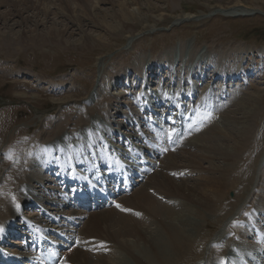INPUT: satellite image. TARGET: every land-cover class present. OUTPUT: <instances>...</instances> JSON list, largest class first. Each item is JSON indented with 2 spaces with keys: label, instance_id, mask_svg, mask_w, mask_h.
<instances>
[{
  "label": "rangeland",
  "instance_id": "1",
  "mask_svg": "<svg viewBox=\"0 0 264 264\" xmlns=\"http://www.w3.org/2000/svg\"><path fill=\"white\" fill-rule=\"evenodd\" d=\"M70 1L72 2V6H76L78 2L80 3V1L76 0ZM92 1L88 0L86 5L87 3L89 5L93 4ZM242 1L245 5L239 7L238 5H234L233 0H150L149 5H147V1H140L137 5H134L135 9H133L132 6L128 8L125 0H107V3L97 5L99 9H96V15L98 17H104V13L102 12H110L112 14L116 11V15L118 16V9L120 8L118 5L126 7L127 13L118 17V22L109 19L110 25L113 26L112 29H108L109 31L101 28L99 23L96 25L97 21L95 19H93V24L90 22V26L82 19L84 24L88 25L84 28L86 35H89L91 39L102 36L101 38L106 40L104 44L98 45V47L86 45L87 43H84V34L75 32L74 30L76 28H72L65 35L64 41L58 43L51 42L50 40L45 41L44 39V42L42 41L43 44H41L42 42L31 37H35V35H39L41 32L42 34H46L53 27L61 30L66 29V27H71V24L66 18H64L65 20L62 18L64 21H61V19L54 17L55 15L53 14L58 12V8L65 7L66 0H63V2L62 0H47L53 13L47 15L48 22L43 26H39L37 28L38 32H35L36 34L32 33L34 22L31 23L28 17V15L31 16V12L23 11L19 16L15 14L16 16L10 20L7 14L12 13V7L2 5L0 7V193L6 189L9 192L11 191L10 187H7V182L12 181L13 178L11 176L16 170L21 169L19 167L20 165L23 166L22 169L24 172L29 173L32 166L37 169V161L39 163L38 169H40L41 160L39 156L41 153L38 155L37 152L42 150V146H46L44 143L51 141L54 143V138L59 128H65V131H69L68 134H70V132L77 131L78 124H83L82 121H87L88 123L86 119H89V125L94 128L95 132L97 130L96 128L98 127L100 129L101 126L100 130L105 134L104 124L109 123L111 126L109 128H119L116 123L118 121L124 122L125 117L123 115L132 113L133 109L137 110L135 112L139 111L144 115L148 101L145 104L142 102L144 86L140 88L137 85V82H140L139 80H142V77L134 75V65L138 62V59L140 60L143 57L142 60L147 61V66L148 64H152L159 68L155 72V75H153L154 83L151 85L152 89L158 88L161 83L165 84V90L171 91L181 85L179 80L186 81L188 79V73H191V75L194 74L193 71L195 69L197 70V68L198 70L196 72H200L202 65L205 63L201 57L203 58L213 53L216 57V64H214L216 69L222 62L217 63L218 59L227 56L230 62L222 64V67L229 69L237 62L235 66H238V68L242 67L243 69H241L245 71L243 72L246 75L243 76V81L238 79L237 82H229L226 85L224 84L225 81L222 82L221 80L213 84V75L210 77L212 74L210 72L212 71H209L205 75L207 76V83L203 84L199 88V92L195 94L197 98L200 99L203 96L202 92L205 91L206 86L213 84V90L215 93L219 92L218 94L221 96V98L217 97L218 100H216L215 106L217 105L216 107L222 108L228 103L235 101L232 105L228 104V111L231 112L237 108L235 104L236 97L234 98L233 94L235 91H237V95L239 92H242L243 96H247L250 99L261 97V100L257 104L259 108L258 116L251 123L252 140L248 142V149L245 155H242L235 163L236 171L232 172L229 178L231 183L238 181L237 184L241 182L243 184L230 189L227 192V196L225 195L227 201L224 200L218 207L219 209H224L220 211L221 213L219 212L220 216H224L228 212L234 214L229 222L234 227L235 234L229 231V234L224 237V243L228 244L229 241L242 242L249 244L248 247L250 249L257 245V247H263V241L250 228L240 225L241 216H236L244 212L249 214L250 218L254 217L259 221V216L264 214L263 211L254 212L252 210V208H255L256 200L264 207V202H262L264 201V198L262 199L263 194L260 195L264 192V0ZM60 2L63 3L62 6ZM83 4L84 0L82 6ZM57 5L60 6L58 7ZM56 7L58 8L56 9ZM75 10H78L77 13H80L81 8L77 7ZM13 13H16V11L13 10ZM160 16L163 17L161 22L157 21ZM38 17L42 20L45 18V14L41 12V16L39 14ZM15 21H19L21 24L13 26ZM123 26H127V31L122 29ZM127 32L132 33L130 35ZM19 33L25 36L23 41L18 39ZM181 58L183 61L180 63L176 62L175 65H172L171 62L169 64L166 62L168 59L172 61V59L180 60ZM167 64L168 68H165ZM140 65L143 66L142 63ZM112 67L120 71V74L117 71L115 72V75L119 76L113 75L111 71ZM171 68L174 69L173 76ZM250 71H252V74L250 73L248 76L247 73ZM125 72L126 74H124ZM121 74L128 75L131 79L127 77L123 84L117 86L114 78L124 77ZM167 78H171V82L173 83L171 84V88L167 86V81L164 80ZM190 87L191 85L185 86L188 89ZM221 88L225 91L224 96L220 92ZM53 89L60 90V93L56 94L53 92ZM102 89L106 91L105 94L108 98L117 99L121 104L118 105L114 101L110 102L109 100L100 101L99 98L93 99ZM206 89L208 90L209 86ZM131 94H133L132 97H135L136 100L130 97ZM140 95L142 96L141 99L139 97ZM214 96L216 95L214 94ZM192 102L196 101L193 99ZM141 103L144 104V107ZM111 104L117 106L121 114L116 115L113 120L109 121L105 116ZM91 108L96 112L95 116L91 115ZM78 115L80 118H77ZM107 120L109 122L106 123ZM132 121L135 122V120ZM140 121L142 124L147 123L146 119L142 120L140 118ZM158 122L161 125L160 121ZM131 126H128L129 129L132 128ZM143 126L140 132L153 141L155 136L147 128L146 124ZM163 126L164 124L161 127ZM122 131L131 133V131L126 129ZM83 135L86 136L85 139L88 142L87 135L85 133ZM122 138L119 137V141ZM97 142L95 138L90 137V142L88 143V145L91 144L94 146L93 151L95 152L103 146L100 144V141ZM201 143L208 144L207 140ZM54 144H57V142L55 141ZM138 144L145 145L144 142L143 144L141 142ZM81 146L80 153L85 147L83 145ZM191 148L192 152H199L194 147H187L186 149L190 150ZM86 149L87 153L91 152L90 145ZM186 149L176 151L181 155V152L183 154ZM186 155L188 154H183V156ZM188 157L189 155L185 158L188 159ZM255 161L256 163L252 167L251 163ZM207 166V164H204L206 171L211 172ZM153 167L155 171L158 169V166L155 164H153ZM243 168L244 170L241 172ZM201 171H198V174H190L193 178L186 172L188 175L187 179H194L197 175L198 178L204 175V177L208 176V173L201 174ZM163 172L167 175V171ZM40 177H48L50 180H45V188L41 184L34 183L33 186L39 187L35 189L36 192H39L43 197L47 196L48 198H52V192H49V189H57V187L53 186L54 182L51 180L52 178L49 176V172H44L42 176L39 174ZM171 178L178 183L180 178L183 179L185 177L181 176L177 180V176L175 177L173 175ZM248 179H251V181H248ZM17 182H20L19 185H24L26 183V177L18 178ZM157 184L159 186L161 185L160 182H157ZM145 185L146 183L143 182L142 186L127 197L128 199L123 200L124 205L125 203L132 204L133 199L135 197L137 199L138 193L143 188L146 189L147 185ZM42 189L45 192L41 193ZM21 190L22 188L17 190L15 187L13 188L12 192L16 200L9 203L11 210H13L15 202H19L18 193ZM249 190H251V194L247 195ZM46 192L50 193V195L46 194ZM253 192H256V194L252 195ZM241 194L242 196H240ZM246 197L247 199H245ZM187 202L190 201L187 200ZM238 202L239 206L237 207ZM16 204L18 203L16 202ZM5 205L7 206V204ZM29 205H25L22 210L23 215H26L21 218L22 222L25 220L24 217L31 218L33 216L31 214L29 215V211L26 210V206ZM44 205L46 207L52 206L47 205V203H44ZM260 205L257 206V210L260 209ZM53 209L55 210L47 209V211L53 212L51 215L58 217H72L71 214L66 213L68 210H62L57 206H54ZM1 211L3 218H0V223L4 224L10 220L6 221L8 218H11V213L9 212L10 216H6L4 213L5 210L3 211L2 209ZM114 211L115 209H104L94 214H92L93 212L85 213L83 218L87 217V214L89 219L84 225L83 218L79 220L81 222V229L85 231L89 220L96 219L94 217L95 214L105 215L110 214V212L113 213ZM55 212L57 214H54ZM247 212H251L252 216ZM35 213L40 212L36 210ZM255 213H257V217H255ZM206 219L205 223L202 222L203 227L201 229H204L206 225L209 226L203 231L204 234L209 232L215 236L220 226H224L221 217L206 215ZM144 220L146 225H150L149 220ZM218 220H221L222 223L217 222ZM19 223L21 224L20 220L16 222V224ZM16 229L20 228L17 227ZM84 231L81 234L82 238ZM11 238L9 237L8 240L11 241ZM8 243H11L10 245L13 248L17 247L12 242ZM211 243H214V241L209 242L208 245L210 246ZM207 246L204 248L205 259H211L213 256L216 257L222 253V248L217 253L213 251L209 252ZM211 246L213 245L211 244ZM113 247L107 260L110 264H120L121 255L124 251L116 248V244ZM199 251L200 249L194 250V253H192L194 256L192 255L191 257L195 258L198 255L196 253ZM236 254L241 259H244L239 253L236 252Z\"/></svg>",
  "mask_w": 264,
  "mask_h": 264
},
{
  "label": "bare ground",
  "instance_id": "2",
  "mask_svg": "<svg viewBox=\"0 0 264 264\" xmlns=\"http://www.w3.org/2000/svg\"><path fill=\"white\" fill-rule=\"evenodd\" d=\"M76 1H80V3L79 2L77 3L79 6L77 4L76 6L74 5L72 6V2L70 0H66L65 7L67 8L63 7L62 6L63 3L60 2L61 4L60 3L59 4L62 6V8L59 9L58 7L60 5H57L58 6L56 7V9L58 8L57 13L51 12V8L50 5L47 3V0H0V7L2 5H6V6L8 5L10 8L12 7V9L16 11V13H13V10H11L12 13L7 14L10 20H12L11 19L12 17L16 16L15 14L19 16L22 14L23 11L31 12V16L28 15V17L30 18L31 23L34 22V29L32 32L34 34L38 32L37 28L39 26H43L48 22L47 15L51 13L55 15L54 17L61 19V21H64L65 20L64 18H66V20H68L69 23L71 24V27L69 26L70 28L66 27V29L64 30H61L57 27H53V29L48 31L46 34H42L41 32V34L39 33V35H35V37L31 36L32 38H36L37 41L44 42L45 39V41L50 40L51 42L58 43L64 41L65 35L68 34L72 28H76L74 30L75 32H81V34H84V43H87L86 45H90L92 47L95 46L98 47V45H102L106 41L103 38H101L102 36H97L96 38L91 39L89 35L85 34L84 28L87 27L88 25L90 26L91 23L93 24V19L97 21L96 25H98L99 23V25H101L100 26L101 28L108 30V29H112L113 27L109 23L111 19H113L114 22H118L117 20L118 17L127 13L126 7H124L123 5H118L120 7L118 9L119 10L118 16L116 15L117 12L116 11L115 13L113 12L112 14L110 12H102L104 13V17H98L96 15V9L98 8L97 5L102 3H107L106 2L107 0H93L92 1L93 4L91 5H89L88 3L86 5V2L88 0L87 1L84 0L83 6H82L83 0H76ZM125 1L128 8L132 6L133 9H135L134 5H137L138 2L140 1L141 2L147 1V5L150 4V0H125ZM233 2L235 3L234 4L235 6L238 5L240 7L242 5H245L242 0H233ZM77 7L81 8L80 10L81 14L78 12L79 15L77 13L78 10L77 11L75 10L77 9ZM41 12L45 14V18L42 20L38 17L39 14L41 16ZM62 18L64 20H62ZM162 18L163 17L161 16L158 17L157 21L161 22ZM82 19H84V21L87 22L88 25L84 24ZM0 21H1V16H0ZM20 24L21 23L19 21H15L13 26H18ZM122 29L127 31V26H123ZM127 33L131 35L132 32H127ZM23 38H25V36L23 34H20L18 39L19 40L21 39L23 41ZM18 39L16 40L18 41ZM43 42L41 44H43ZM142 59L143 57L140 60L138 59V62L135 63L134 75L142 77V80H139L140 82H137V85L140 86V88L144 86V96L143 99H141L142 102L145 104V102L148 101L146 103L147 105L145 107L146 110L144 112V115H142L141 112L139 111L135 112L137 110L133 109L132 113L123 115L125 117L124 122L118 121L116 123L117 127L119 128H115V127L109 128L111 127L109 123L104 124L103 128L105 134H107L108 136L107 139L99 135L97 138H95V141L96 142L100 141V144L103 145L98 151L104 149L105 146L106 149L108 148L110 149L112 145H116L114 146V148L119 149L120 145L118 144L119 142L118 138L123 137V140H125L126 142L128 141L135 142V146L137 148H140L141 150H150L149 152L156 158V160L159 157H161V163L156 171L153 167V164L157 162H153V164L152 163L150 164L152 170L155 173L151 176L150 175L143 176L144 179H147L146 181H144V183H146L147 185L146 189L143 188V190L140 193H138L139 195L137 194L138 195L137 199L135 197L132 201V204L125 203L124 207H122V209L129 208L128 210H130L132 214L129 213L126 214L124 210L120 212L117 211L116 209L113 213L110 212V214H105V215L95 214L94 217L96 219L89 220L85 228V231L84 229H80V236L82 234V231H84L83 238L81 236L84 242L89 243L90 245L93 246L96 245L100 250V254H94L92 252L83 251L80 250L79 248H76L71 252L69 251L67 255V259L65 260L66 264H110L107 259L109 258L108 256L111 253L112 249L114 248L113 247L114 244H116V248H118L120 251L122 250L124 251V253L121 255L122 257L120 260V264H204V263L215 264L216 260L214 256L211 259L210 258L205 259L206 256L204 255V248L208 245L209 242L214 241L213 246H211L212 243L210 244V246L209 245L207 246L208 250L209 252L213 250L219 251L217 249L219 247L218 245L223 243V241L225 242L224 237L227 234H229L228 232L231 231V229H234V227L231 226L229 222L231 221L234 214L228 212L224 214V216H220L221 213L220 211L224 209L223 208L219 209L218 207L224 202V200L227 201V197H225V195L227 196V192L230 189H233L238 185L243 184V182L237 184L238 181L231 183L229 181L230 180L229 178L232 175V172L236 171L235 163L240 159L242 155L243 156L245 155L248 149V142L249 140H252L251 123L254 122L255 117L258 116L259 108L257 104L261 100V97H254L253 99H250L247 96H243L242 92H239V94L237 95L236 94L237 91H235L233 93L234 98L236 97L235 104L237 105V108L235 110L229 112L227 108L228 104L232 105V103H234L235 101L228 103L226 106L222 108L216 107L217 105L215 106L216 100H218L217 97L221 98V96H219L218 94L219 92L215 93L212 87L213 84L221 80L222 82L225 81L224 84L226 85L229 84V82L231 83L237 82L238 79L243 81L244 79L242 78L243 76L246 75V73H244L245 71L242 70L243 69L242 67L238 68V66H235L237 62L229 69L223 68L222 64L230 62V59L227 56L218 59L217 63H219L220 61L222 62L220 63V66L217 67V69L214 66V64H216V57L215 55H213V53L207 55L206 57L203 58L201 57V59L205 61V63L201 67L202 68L201 71L196 72L198 70L197 68V70L195 69L193 71L194 74L191 75V73H188L189 75L186 81L182 79L179 80V83L181 84L180 86H182L187 91V93H185V91L181 87H179L178 89L176 88V89H172L171 91H167L165 90L166 88L164 87L165 84H161V83L159 84L158 88L152 89L151 85H153L154 83L153 75H155V72H157L159 68L157 66H153L152 64L150 65L148 64L147 66L146 65L147 61ZM141 60L142 62H140ZM169 60L171 59H168L166 62L168 64L171 62L172 65H175L176 62L180 63L183 61L182 58L180 60L178 59H172V61ZM141 63L143 66L140 65ZM168 64L165 68H168ZM111 71L113 75H115L116 71L117 73L120 72L115 67L114 68L112 67ZM209 71H212L210 72L212 74L209 75L210 77L213 75L212 76L214 78L212 81L213 84L208 85L209 86L208 90L206 89L208 88V86L205 87V91L202 92L203 95L202 99L208 102V105H204L206 109L204 118H207L208 115L211 113V111L214 113L213 118H211V120L209 119L208 124L204 125L203 127H198L197 129L192 131L191 134L185 135L184 141L177 149V151L179 150L181 151L186 149L187 147H194L197 150H199L200 153L198 151L192 152V148L190 150L186 149L183 152V154L187 153L189 155L187 159L185 157H187L188 155L183 156L182 152L181 155L180 153L178 154L177 151L163 154L161 148H155L154 146L153 147L151 146L152 148H150V146L147 145L142 146L141 144H138L140 142L143 144L144 142V140L142 139L143 136L139 133L141 129L144 127L143 125L146 124L147 127L149 125V121L148 122L146 121L147 123L142 124L140 118H142V120H145L146 117H148L147 120H149V118L154 120L157 123L156 129L161 127L163 124V122L161 121L162 117L161 118L159 117V115H161L163 112H164L163 114H165L166 116L165 118H167L172 122H176L177 124H180L181 122L186 123L187 119H190L191 124H194V126L196 125L195 123L197 121H195L194 123V119H196L195 111L193 109H188L187 107L188 103H184L183 100H186V97L189 96L191 92L193 94H197V92H199V88H201L203 84L207 83V76L205 75ZM171 73L173 76L174 74L173 68H171ZM250 73L252 74V71L247 73V75L249 76ZM124 74H126V72ZM203 75H204V79H203ZM115 76H119V75H115ZM127 77L128 75H124V77H115L114 79L116 81L117 86L123 84L125 78ZM164 80L167 81V86L171 88L172 86L171 84H173L171 82V78H167ZM188 85L189 86L191 85V87L189 89L185 88V86ZM224 87L226 86L224 85ZM179 90H183L184 92H180ZM176 91H177V96L179 98L180 97L182 98L180 101L177 102L176 110L171 111L172 104H170L169 99L166 98V93L167 94L170 92L175 93ZM53 92L57 94L60 93V90L53 89ZM220 92L222 96H224L225 94L224 89L221 88ZM105 93L106 91L102 89L100 93H97L98 95L96 94L93 97V99L99 98L100 101L109 100L110 102L114 101L115 104L118 105L121 104V102L118 101L117 99L108 98V96ZM145 94L147 95L148 98L146 97ZM214 94L216 96H214ZM132 96L133 94L130 95V97ZM195 98L196 97L193 95V99ZM133 99L136 100L135 97ZM112 105L113 104H111L109 111L105 116V118L108 119L109 121L113 120V118L116 115L121 114V111L117 108V106L114 105L112 106ZM184 105H186V107H184ZM193 106L197 111L199 106L198 105H193ZM216 109L218 112H215ZM91 110H92L91 115L95 116L96 112L93 111L92 108L90 109V111ZM77 118H80L79 115ZM86 120H88V123L87 121L85 122L82 121L83 124H78L79 127L77 126L78 127L77 131L70 132V134H68L69 131H65L66 130L65 128L63 129L59 128L57 130L56 132L57 134L54 138V143L55 141L56 142L60 141L59 144L62 145L63 147H59V145L54 144L52 141L44 143V144H48V146L46 148L45 146H42L43 147L42 150L40 148L41 151L37 152L38 155L39 153H41V155L39 156L41 160L40 169H38L39 163L36 161L37 169L36 167L32 166L30 168L31 171H29V173H26L22 169L23 166L20 165L19 167H21L22 170L21 169L16 170V172L12 174L11 176L13 178L12 181L7 182V187H10L11 191L9 192L6 189L0 193V218H3L2 216L3 214L1 213L2 209L3 211L5 210L4 213L6 216H10L9 212L11 213L10 216L11 218H8L6 220L8 221L10 219L8 222L5 221L6 223L4 224L0 223V229H2L0 230V239L6 237V240L8 242L9 237H12L11 233L14 232V229H16L19 226H21L20 228H23V225L20 223L17 224L18 226H15L13 229L11 228L12 227L11 221H13L14 218L16 219L22 218L23 212L20 213L18 212L17 205L19 204H23L25 206L30 203L33 204L36 202V204L43 206H45L44 203H47V205H52L51 206L52 208L49 206L48 207L45 206V208L48 210H55L53 209V206L61 207L60 209L62 210L65 208V202L61 200L58 196V191H60L59 188L57 189L48 188L50 190L49 192L53 193V195L51 194L52 198H48L47 196L43 197L41 194H39V192H36L35 189L39 187L33 186V184L34 183L41 184L42 187L45 188L44 185L45 180L48 181L50 179L48 177L39 178V174H41L42 176L44 172L52 171L53 170L51 169L52 167L58 168L60 166H63L65 163H69L70 160L80 161L81 159L85 158L84 160L85 162H87V160L89 159L88 155L94 154L95 151L93 150H91V152L88 153L86 152L87 150L86 148H88L89 145L85 139L86 136L83 134L84 131L87 130L89 133H92L95 136L97 134V131L95 132V130L90 127L89 119ZM108 120L106 121V123L109 122ZM132 120H135V122H133ZM158 121H160L161 125H159ZM129 125H132L131 127L133 129L132 128L129 129L128 127ZM187 125H190V123ZM149 127L151 128L153 126H149ZM90 129H92L91 132L89 131ZM123 129L131 131V133H125L124 131H122ZM206 140L208 144L201 143L203 141L206 142ZM115 141H117L116 144H112ZM77 142H81V145L85 147L82 149L81 153L79 152L81 149L77 150L73 148L74 153L70 155L68 153L70 147H66V144L73 146ZM48 151L56 153V157L55 159H53V161L50 159L52 154H49ZM45 153H47L48 159L46 158ZM57 156H59V158H57ZM148 160L151 161L150 159ZM256 161L254 163H251L252 167L254 166ZM204 164L208 165L207 167H209L208 169L211 172L206 171V167L204 168ZM200 170H202L201 174L208 173L207 174L208 176L204 177L205 176L204 175L198 178L197 175L194 179L191 180H189V178L187 179L188 175L190 176V174L192 175L196 173L198 174V171ZM243 170L244 168L241 170V172H243ZM163 171H167V175H165ZM186 172H188V175L186 174ZM170 173H172L171 174L172 176L173 175L175 177L177 176V180L181 176H184L185 178L183 179L180 178L177 183L176 181L172 180L173 178H171L172 177L171 175L169 176ZM22 177H26V183L24 185H19L20 182H17V179ZM248 181H251V179H248ZM157 182H160L161 185L159 186ZM14 187L16 190L19 188H22V190L18 193L19 202L16 201L18 204H16L15 202L14 208L13 210H11V208L9 207L10 205L9 203L16 200L12 192ZM43 192L45 191L42 189L41 193ZM46 194L50 195V193L47 192ZM250 194H251V190L248 191L247 195ZM255 194L256 192H253L252 195ZM260 195H262V199H263L264 192L261 193ZM240 196H242V194ZM125 199L128 198L126 197L123 200ZM245 199H247V197ZM187 200L190 202H187ZM5 204H7V206ZM259 205L260 204L256 200V204H255L256 212H260V211L264 212V207H262L263 206L262 204L260 205V209L257 210V206ZM238 206H239V202L237 207ZM67 210L68 211L66 213L71 214L75 220L78 218L77 221L82 219L85 214L84 212L74 213V211H71L69 209ZM47 213L52 214L53 212L52 213L47 212ZM36 214L39 215L37 216ZM54 214L57 213L55 212ZM256 214L257 213H255V217H257ZM206 215H211V216L215 215L222 218V222L224 223V226L223 227L220 226L219 230L221 231L219 232L218 230L215 236L210 234L209 232L207 234L203 233L205 228H207L209 225H206L204 229H201L203 227L202 222L205 223L207 220ZM33 216L36 217L34 218L36 223L38 224L46 223L47 227H50L49 223H51L52 221H56L60 223H64L63 221H65V216H61L59 218L58 216H54V215L47 216L46 212L43 210H41L40 213H35ZM33 216L31 218L24 217L25 220H23V222L30 221V219H32ZM86 216L87 217L83 218L84 221L82 220L83 225L89 219L87 214ZM237 216H241V219L245 217L247 220L252 221L253 223L257 222L258 223L257 227H260L262 232V235L259 236V239L262 240L264 243V236H263L264 214L262 216H259L260 222L254 217L250 218L249 214H246L244 212H242L241 215H237ZM144 219L149 220L150 225H146ZM217 222H221V220H218ZM53 228L55 229L58 227L55 225ZM61 230H64V228L62 227ZM23 234H27V233H23ZM9 242H12V244L17 246L19 245V247L13 248L9 245L8 247L7 245H5L4 248L7 251L14 252L15 250H17L20 252L23 250L22 252H25L23 242H19V241H15V242L9 241ZM237 244H238V248L237 251H235V247ZM226 246L228 248L226 247L222 250L223 252L222 255L225 254L226 259L229 258L230 256L231 257L233 256V258L236 257V259L234 260L235 264H244L241 258L237 256L236 252L239 253L244 258L243 259L244 261H247L250 264H264L263 263L264 247H257L258 246L257 245L250 249L248 247L249 244L242 242H233V241H229L228 244H226ZM94 249H96V247H94ZM196 249L197 250L200 249V251L196 253L198 255L195 258H192L191 257L193 255L192 253H194V250Z\"/></svg>",
  "mask_w": 264,
  "mask_h": 264
},
{
  "label": "snow or ice",
  "instance_id": "3",
  "mask_svg": "<svg viewBox=\"0 0 264 264\" xmlns=\"http://www.w3.org/2000/svg\"><path fill=\"white\" fill-rule=\"evenodd\" d=\"M17 207H19L18 205H17ZM117 207L119 208V207H121L120 205H117ZM121 210H124V211H130V210H128V209H121ZM0 230H2V229H0Z\"/></svg>",
  "mask_w": 264,
  "mask_h": 264
}]
</instances>
